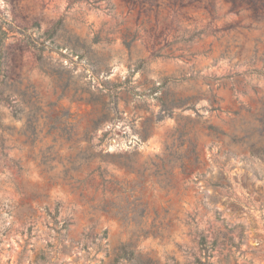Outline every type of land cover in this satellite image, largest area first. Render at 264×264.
Segmentation results:
<instances>
[{
    "label": "rangeland",
    "instance_id": "1",
    "mask_svg": "<svg viewBox=\"0 0 264 264\" xmlns=\"http://www.w3.org/2000/svg\"><path fill=\"white\" fill-rule=\"evenodd\" d=\"M189 1L0 0L10 83L26 102L21 119L1 106L0 264L56 249L65 264H114L122 245L138 264H264V0ZM49 29L77 53L25 50ZM108 88L122 118L93 132V145L112 132L94 152L108 154L122 186L104 187L82 182L99 158L64 169L83 162L85 130L102 114L100 102L72 98ZM63 112L78 125L72 139L52 128Z\"/></svg>",
    "mask_w": 264,
    "mask_h": 264
},
{
    "label": "trees",
    "instance_id": "2",
    "mask_svg": "<svg viewBox=\"0 0 264 264\" xmlns=\"http://www.w3.org/2000/svg\"><path fill=\"white\" fill-rule=\"evenodd\" d=\"M197 0H190L189 3H192ZM256 12H258V9H255ZM30 30H41V25L39 23H36L33 25L30 29H25L26 32H30ZM39 39H45V42L42 43L41 47H38L35 44V41L29 38L25 45V50L29 51L33 48L36 49L35 57L37 60H41L42 53L46 50V48L52 49H63V50H69L74 51L77 53L78 47L76 44L71 45L70 43H66L63 41L62 37L53 29H49L44 35L40 36ZM49 42V43H48ZM164 48L159 49L157 51L156 57H164L163 54ZM25 51L21 53V55H24ZM11 55L12 52L5 46L4 41H0V120H1V106H9V108L12 110V115L16 119H21L23 116V113L25 111L24 105L26 104L25 101H19L16 102L15 99L20 97L23 98L22 95L16 93V91L13 89V85H11V81L14 82V74L16 73L15 67L11 65ZM84 55H80V58H83ZM168 57V56H166ZM67 86L63 88V92L67 91ZM131 90L135 93H140L136 87H132ZM101 97H99L96 100H87L82 97H76L74 96L72 98V101H78V102H91L94 105L99 104L102 106V114L94 119L92 121V127L85 130L84 133V141L88 142L90 146L87 148V155H85L83 162L72 165V166H65V174L68 176V174L72 171L77 172L81 171L84 166H89L91 163H93L97 158L100 160V164L93 170H91L87 177L82 180V182H95L97 179L101 180V185L104 187L109 184H116L118 186H122L121 183L115 178L114 175L110 174V171L106 165H104L105 162H107V153H104V151L94 152V149L96 147L101 146L102 143L105 141L110 140V133L107 132L104 133L103 136L99 139V143L96 145H93V132L97 131L98 128L105 122H114L115 120H119L122 118V112L119 109V96L116 92L112 93V89L108 88V92L104 94V92L101 90ZM187 100L183 99L180 102V105L183 106ZM214 105L218 104L217 98L214 97L213 101ZM215 110H220V108H215ZM71 115L68 112H63L61 115H58L55 117L52 123V128H57V126H60L61 131L65 136H67L69 139H72L76 135L77 131V124L72 123L69 121V118ZM2 130H5L2 128ZM36 131V128H35ZM118 164L122 167H125L128 170L133 169L132 165L129 162V158L126 156H119L118 158ZM39 165L43 167V170L50 174V176L54 179L55 177L51 175V170H53L52 167H50L49 160L47 158L42 159V161H39ZM67 177H64V180ZM70 180H74L73 177H71ZM124 188V187H121ZM133 191V190H132ZM130 191V192H132ZM49 215L52 218L53 225L55 227L56 232L59 234L62 239L65 240L67 237V230L69 224L65 221L61 224V222L58 219L59 213L56 212L55 214L49 213ZM33 237L32 235V229L28 232V241L30 242V239ZM107 237V233L105 232L104 238ZM201 245L204 250H209L212 248L206 241L205 238L201 239ZM51 248H53L52 245H50ZM8 264H11V260L7 262ZM114 264H138V259L134 253V251L130 248L129 245H122L116 252H115V258L113 261ZM17 264H22L21 258L17 260ZM28 264H65V262H61L59 258V250L56 249L50 250L47 253L41 252L36 255V258L34 261H30ZM104 264V263H103Z\"/></svg>",
    "mask_w": 264,
    "mask_h": 264
}]
</instances>
